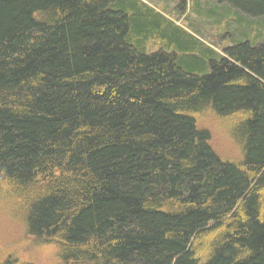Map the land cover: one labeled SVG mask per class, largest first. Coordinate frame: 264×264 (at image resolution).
I'll return each mask as SVG.
<instances>
[{
  "label": "trees",
  "instance_id": "trees-1",
  "mask_svg": "<svg viewBox=\"0 0 264 264\" xmlns=\"http://www.w3.org/2000/svg\"><path fill=\"white\" fill-rule=\"evenodd\" d=\"M218 2L261 36L264 0ZM212 36L147 0H0V208L57 264H264V42Z\"/></svg>",
  "mask_w": 264,
  "mask_h": 264
},
{
  "label": "rangeland",
  "instance_id": "rangeland-1",
  "mask_svg": "<svg viewBox=\"0 0 264 264\" xmlns=\"http://www.w3.org/2000/svg\"><path fill=\"white\" fill-rule=\"evenodd\" d=\"M147 1L163 18L173 23L176 22L177 26L185 28L194 36L200 34L201 38H204L217 50L218 42L209 38L210 36L213 38V34L221 36L222 49L245 41H250L254 45L264 42V30L262 29L260 37H256L258 29L254 24L253 27L251 26L252 18L250 16L238 11L235 13L233 10L231 11L230 5L219 3L218 0H207V6L204 2L201 3L200 0H186L184 6L182 0ZM180 19L186 20L178 22ZM161 48L166 49L164 40L160 42L151 40L148 43L147 52L150 53ZM200 125L208 127L211 122L201 123ZM212 129L220 137L226 136L224 141L226 146L219 149H222V152L225 148L231 149L233 154L227 151L228 158H236L237 156L234 154H238L241 148H236L232 140L228 138V133L224 131V128L213 126ZM239 157L236 158V161L240 159ZM0 249H2L0 250V258L4 254L6 256V254L11 253V255L18 256L22 253L25 259L39 264H57L56 249L48 245H37L31 237H27L20 221L14 220L13 215L2 208H0Z\"/></svg>",
  "mask_w": 264,
  "mask_h": 264
}]
</instances>
